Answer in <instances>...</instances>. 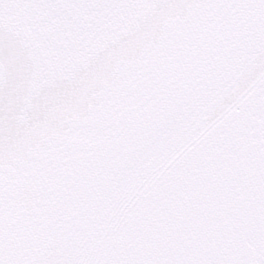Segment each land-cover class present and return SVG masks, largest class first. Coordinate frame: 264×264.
I'll return each instance as SVG.
<instances>
[{
  "label": "snow or ice",
  "instance_id": "1",
  "mask_svg": "<svg viewBox=\"0 0 264 264\" xmlns=\"http://www.w3.org/2000/svg\"><path fill=\"white\" fill-rule=\"evenodd\" d=\"M0 264H264V0H0Z\"/></svg>",
  "mask_w": 264,
  "mask_h": 264
}]
</instances>
